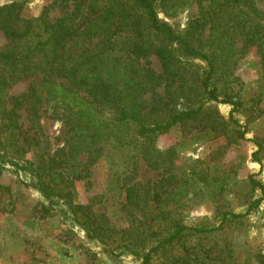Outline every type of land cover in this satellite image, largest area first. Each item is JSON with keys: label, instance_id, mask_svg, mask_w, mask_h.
Instances as JSON below:
<instances>
[{"label": "trees", "instance_id": "obj_1", "mask_svg": "<svg viewBox=\"0 0 264 264\" xmlns=\"http://www.w3.org/2000/svg\"><path fill=\"white\" fill-rule=\"evenodd\" d=\"M26 1L0 5V32L6 40L0 48V177L9 171L28 172L49 205L67 204L69 195L61 185L81 180L109 142L132 146L157 164L154 143L174 127L205 121L206 134L213 138L222 125L212 112L217 105L229 107L227 123L237 139H245L246 127L236 119L242 99L230 85L219 88L217 81L221 70H231L234 55L243 56L249 48H256L264 78V15L250 0H50L33 18L23 15ZM191 5L196 11L181 31L159 18V11L168 15ZM51 8L61 15L50 19ZM150 57L159 61L160 75L148 63L140 64ZM30 79L34 82L26 92L8 94L14 84ZM161 88L162 95L157 92ZM20 110L28 113L33 136L22 130ZM40 111L63 124L65 159L56 170L47 165ZM255 145L251 157L259 162L261 145ZM29 151L30 160L14 156ZM249 183L260 198L244 213L224 212L213 225L191 227L173 221L166 226L158 223L161 212L151 222L144 212L134 231H117L103 212L92 213L91 204L68 201V206L88 238L134 251L140 264H154L162 257L165 264H241L227 246L214 256L211 251L183 250L182 256L173 251L188 238L217 234L257 209L264 199V183L253 176ZM155 190L153 186L150 194L130 188L126 197L145 211L150 198L159 206ZM252 259L242 264H264V249Z\"/></svg>", "mask_w": 264, "mask_h": 264}, {"label": "rangeland", "instance_id": "obj_2", "mask_svg": "<svg viewBox=\"0 0 264 264\" xmlns=\"http://www.w3.org/2000/svg\"><path fill=\"white\" fill-rule=\"evenodd\" d=\"M10 1L0 0V5ZM250 1L264 15V0ZM49 2L27 0L23 15L38 17ZM172 11L168 15L159 11V18L181 31L196 6ZM60 15L56 8L49 10L50 19ZM5 44L0 32V48ZM237 45L241 47L239 42ZM145 63L157 74L162 73L157 58L150 57L140 64ZM229 66L230 71H220L217 85L221 89L230 85L242 99L243 110L236 119L246 127L244 140L237 139L227 123L229 107L213 106L212 112L222 124L213 131V138L206 134L209 126L205 121L174 127L154 143L157 164L143 158L132 146L109 142L100 159L83 171L81 180L61 185L69 195L67 204L53 206L33 187L34 180L28 172H4L0 177V264H140L134 251L116 248V243L104 246L88 238L73 219L68 201L79 206L91 204L92 213L103 212L117 231H134L144 212L145 220L150 222L161 212L158 223L163 221L168 226L180 221L191 227L217 224L224 212L244 213L251 202L260 198L249 183L250 177L264 183V78L256 48H249L243 56L236 53ZM33 82H18L8 94L18 96ZM157 92L164 94V88ZM19 114L22 130L33 136L28 113L20 110ZM38 123L48 144L46 164L56 170L65 159V152L61 151L63 124L42 111ZM255 141L261 145L259 162L251 157L257 151ZM14 156L27 161L33 154L29 151L22 157ZM153 186L160 195L159 206L151 198L145 211L137 210L135 202H128V189L152 194ZM94 198L97 200L92 202ZM118 237L122 238L120 233ZM226 246L238 263L248 258L254 262L252 258L264 249V199L241 221L201 240L188 238L175 246L173 255L182 256L187 250L189 254L211 251L214 256ZM154 264H165L164 257Z\"/></svg>", "mask_w": 264, "mask_h": 264}]
</instances>
